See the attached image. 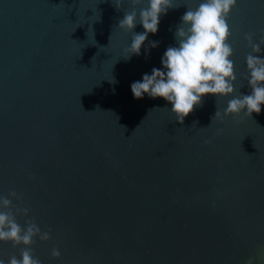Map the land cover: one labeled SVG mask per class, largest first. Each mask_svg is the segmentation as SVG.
Instances as JSON below:
<instances>
[{"label":"water","instance_id":"water-1","mask_svg":"<svg viewBox=\"0 0 264 264\" xmlns=\"http://www.w3.org/2000/svg\"><path fill=\"white\" fill-rule=\"evenodd\" d=\"M200 2L174 0L125 60L127 3L0 0V197L49 231L32 245L41 264H264V105L211 124L232 97L207 95L181 125L163 98L131 93ZM227 22L249 95L244 36H264V0H237ZM19 251L0 243L5 264Z\"/></svg>","mask_w":264,"mask_h":264},{"label":"clouds","instance_id":"clouds-1","mask_svg":"<svg viewBox=\"0 0 264 264\" xmlns=\"http://www.w3.org/2000/svg\"><path fill=\"white\" fill-rule=\"evenodd\" d=\"M111 2L118 12L125 3L131 9L123 11V18L115 26L125 33H132L131 43L123 57L125 60L133 55H140L141 46L148 35H155L158 31L160 17L166 15L169 9L175 8L174 0ZM236 2L237 0H201L195 8L187 7L174 33L176 46L166 49L161 59V69L153 68L150 75L146 73L142 80L131 84L133 98L142 99L145 95L152 99L163 98L171 104L170 112L181 125L207 95L217 98L232 97L223 113L219 110L215 112L211 124L218 118L237 117L241 113L250 119L253 113L259 114L261 106L264 105V58L258 53L261 46H264V36H261L258 43L253 42V34L244 36L251 49L245 57L248 74L246 80L251 94L240 95L235 87L237 77L234 61L231 59L233 47L228 42L231 30L227 22ZM137 24L142 26V33L133 32ZM158 43L150 41L149 47L155 48ZM153 110L155 109L149 112ZM219 134L220 131L217 132ZM12 199L20 198L15 192H10L8 197H0V243H8L13 248L20 249L19 258L13 255L7 264H41L33 253L32 245L37 237L41 241H48L50 233L41 231L34 218L25 220L23 225L19 223L17 216H28L29 210L14 208ZM51 256L58 258L60 251L53 248ZM0 264H5V261L0 259Z\"/></svg>","mask_w":264,"mask_h":264}]
</instances>
